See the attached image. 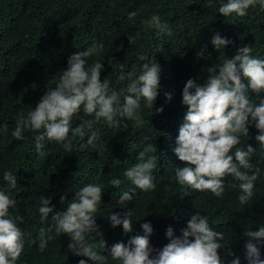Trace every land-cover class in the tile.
Listing matches in <instances>:
<instances>
[{
  "label": "trees",
  "instance_id": "obj_1",
  "mask_svg": "<svg viewBox=\"0 0 264 264\" xmlns=\"http://www.w3.org/2000/svg\"><path fill=\"white\" fill-rule=\"evenodd\" d=\"M227 0H0V125L7 124L8 130L0 129V188L5 187L3 174L6 170L17 175V187L12 190L16 200L14 215L23 217L18 226L24 233L25 246L17 264H79L85 259L68 249L71 237L57 234L44 251H40L39 231L48 228L38 213L40 197L51 196L57 210L67 206L60 204V196L69 200L74 192L90 184H100L103 200L95 217L99 231L92 232L88 239L96 243L97 252L105 256L102 264H119L113 260L108 248L115 242L127 240L136 234L143 235L141 225L150 222L153 233L150 244L162 248L168 243L166 230L171 226L175 236L181 235L187 220L196 211L208 217L214 230L224 233L225 249L235 253L241 264H248L244 245V232L257 230L264 225V145L255 136L258 130L249 126V137L241 136L237 147L245 149L251 145L255 150L251 162L260 169L255 181L253 197L241 204L239 182L231 176L225 177L223 197H216L210 191H196L178 183L175 170L186 166L174 153L179 127L184 122L187 106L182 104V90L186 81L195 78L198 84L207 80L206 69L233 56L239 46L249 44L253 55L264 59V10L257 4L249 8L244 17L233 14L224 17L218 7ZM136 11L137 16L129 19L128 13ZM153 14H159L162 21L172 29V35H157L155 29L147 27L145 21ZM219 32L235 43L216 50L211 43L214 33ZM135 37L130 44L128 37ZM103 41L104 48L89 58L88 63H104L101 79H109L111 87L120 93L123 103L127 94V75L120 80L121 64L125 74L139 70L143 61L138 57L146 54L150 61H157L162 68L160 88L153 108L141 100L143 123L121 122L119 128L109 127L104 119L97 121L92 131L99 132L100 140L95 146L87 144L88 135L72 140L71 152L65 151L56 141H45L43 154L36 152L35 136L39 133L25 130L24 139L12 136L16 119L20 113L27 115L40 98L56 86L60 75L67 67L70 55L91 47L93 42ZM163 46V51H160ZM204 49L203 58L197 52ZM247 83V81H245ZM165 93H173L166 102ZM254 103L264 98L249 91ZM163 107V112L155 109ZM94 119L81 108L73 117L72 126L83 120ZM127 125L125 127L124 125ZM43 130H41L42 132ZM149 139H145V138ZM153 143L157 152V168L154 170L156 188L142 191L125 176L126 169L137 162L138 153ZM235 148L232 150L235 152ZM122 181L119 188L113 187L112 179ZM135 192L134 199L119 203L124 191ZM132 211L133 232L124 233L121 226L112 227L107 219L111 212L121 215ZM106 241V248L99 247V241ZM35 240L36 243H31ZM220 249L224 264L235 258L228 251ZM264 259V246H260Z\"/></svg>",
  "mask_w": 264,
  "mask_h": 264
},
{
  "label": "clouds",
  "instance_id": "obj_2",
  "mask_svg": "<svg viewBox=\"0 0 264 264\" xmlns=\"http://www.w3.org/2000/svg\"><path fill=\"white\" fill-rule=\"evenodd\" d=\"M257 4L264 10V0H227L220 4L218 13L224 17L233 14L244 17L248 9ZM128 16L129 19L134 18L137 12H129ZM144 23L155 29L157 35H172V29L167 22L162 21L159 14H153ZM128 39L130 44L135 42L132 35ZM211 43L218 51L235 42L216 32ZM103 48V41L93 42L88 49L70 55L56 86L48 89L26 116L24 113L18 115L12 136L23 140L26 129L39 133L34 138L35 148L42 155L46 140L56 141L62 144L65 151L71 152L72 140L69 134L83 139L85 129L91 132L87 144L95 146L100 140V134L92 131V128L101 119L112 128H119L121 122L126 120L138 125L143 123L141 100L153 108L161 86V66L157 61H150L146 54L138 57L143 61L139 74L135 69L125 74V66L121 64L119 79L124 80L127 75L129 81L127 94L121 103L120 93L111 87L109 79H101L104 63H88L89 58ZM160 51H163V46ZM252 53L251 45L239 46L233 56L206 69L208 77L205 83L198 84L195 78L186 81L181 102L187 106V111L174 148L177 158L186 165L177 166L175 170L180 185L196 191H210L216 197H223L225 177L231 176L239 182L242 194L238 199L241 204H246L253 197L260 169L251 162L256 149L246 145L245 150L237 145L241 142V136L249 137L250 125L258 130L255 140L264 145V98L257 104L249 96V91L257 94L264 92V59ZM203 56L204 49L197 52L198 58ZM165 96L166 102L171 101L173 93H165ZM81 108L94 119L83 120L73 127V117L80 113ZM155 112H163V107L155 109ZM124 126L127 127L126 124ZM0 129L7 131V124L0 125ZM234 148L235 152L232 151ZM155 152L156 145L148 143L138 153L137 162L124 172V176L142 191L156 188L153 172L157 168V161L151 155ZM3 179L6 185L0 188V264H17L25 246L24 233L17 223H22L23 217L10 212V209L16 207L17 202L11 193L17 187L18 180L17 175L8 170L4 172ZM109 183L119 188L122 181L114 178ZM103 193L100 184L90 183L75 191L70 200L62 194L60 204L66 200L68 203L61 210H57L51 196L42 195L38 207L40 220L47 223L50 217L51 224L39 231V250L47 248L48 242L53 239L48 233L54 229L58 235L67 234L71 237L68 249L75 255L102 264L106 257L97 252L98 245L90 242L88 237L92 232L99 231L95 217ZM134 196V190L124 191L119 197V203L132 201ZM107 219L112 227L122 225L124 233L133 232L130 209L125 210L123 215L111 212ZM141 227L143 235H132L127 242L118 241L108 248L113 260L119 261V264H224L218 251L225 249L224 233L210 227L208 217L199 211L187 220L186 227L180 230V236H175L173 228L169 226L166 230L168 243L162 248H153L150 244L153 233L151 223L145 222ZM244 236L248 238L244 245L248 264H264L260 250V246H264V225L257 230L245 231ZM31 243L36 241L32 240ZM99 247L106 248L104 239L99 241ZM225 250L235 256V253ZM79 264H88V261L80 259ZM229 264H241L240 258L235 256Z\"/></svg>",
  "mask_w": 264,
  "mask_h": 264
}]
</instances>
